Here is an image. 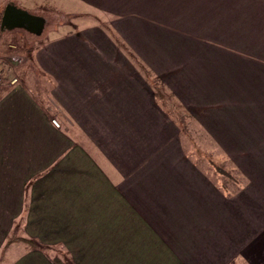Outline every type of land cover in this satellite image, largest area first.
Masks as SVG:
<instances>
[{
  "label": "crops",
  "instance_id": "0c3cea01",
  "mask_svg": "<svg viewBox=\"0 0 264 264\" xmlns=\"http://www.w3.org/2000/svg\"><path fill=\"white\" fill-rule=\"evenodd\" d=\"M1 34L41 42L37 83L2 65L0 264L19 223L63 264H264V0H7Z\"/></svg>",
  "mask_w": 264,
  "mask_h": 264
},
{
  "label": "rangeland",
  "instance_id": "374dc122",
  "mask_svg": "<svg viewBox=\"0 0 264 264\" xmlns=\"http://www.w3.org/2000/svg\"><path fill=\"white\" fill-rule=\"evenodd\" d=\"M7 0H0V15L3 11L5 4ZM39 6L44 11H51L52 8L50 4L47 1L40 2ZM32 7V6H31ZM50 9V10H49ZM54 14L46 15V17L54 18L56 19V23H69L71 18L69 15L57 12L54 10ZM47 23V22H46ZM53 23V22H52ZM51 27V26H50ZM16 33V32H14ZM12 34V33H11ZM32 40V38H29ZM41 42V40L34 41L29 48H24L23 44L20 40H17V38L12 37L10 34H1L0 36V64L8 66V69L11 70L12 74L17 76L20 80H33V82H36V75L33 74V70L31 68V55L33 53L34 48ZM11 46V47H9ZM18 60L19 65L16 67H9V64H11V60ZM37 83V82H36ZM36 83H32L30 86L33 87V89L37 90L35 87ZM169 108L173 110H177L178 106L171 103L169 104ZM58 121V120H57ZM60 124V123H59ZM21 224L19 223L17 227H14L12 229V233L8 238V244H7V250L9 253V259L2 260L3 264H11L12 255L20 254L21 252L27 253L31 250L33 251H39L42 253L46 258L55 259L57 264H63L65 254L63 252V245H43L39 243L36 239L29 238L27 234L24 235L23 238H21L19 235L16 236V230H20ZM17 228V229H16Z\"/></svg>",
  "mask_w": 264,
  "mask_h": 264
},
{
  "label": "built area",
  "instance_id": "2783aa9c",
  "mask_svg": "<svg viewBox=\"0 0 264 264\" xmlns=\"http://www.w3.org/2000/svg\"><path fill=\"white\" fill-rule=\"evenodd\" d=\"M19 65V62H18V60H11V64H9V67H16V66H18ZM3 66L0 64V80H1V77H2V74H3ZM17 78L16 77H14L11 81H10V83L11 84H16L17 83ZM51 124H52V126L53 127H55L56 129H59L60 128V124H59V122L56 120V119H51Z\"/></svg>",
  "mask_w": 264,
  "mask_h": 264
},
{
  "label": "water",
  "instance_id": "95a60500",
  "mask_svg": "<svg viewBox=\"0 0 264 264\" xmlns=\"http://www.w3.org/2000/svg\"><path fill=\"white\" fill-rule=\"evenodd\" d=\"M8 10H9V8L8 9H6L5 11H4V15H3V18H2V21H1V27H4V26H6L7 24V17H6V14L8 13Z\"/></svg>",
  "mask_w": 264,
  "mask_h": 264
},
{
  "label": "trees",
  "instance_id": "16d2710c",
  "mask_svg": "<svg viewBox=\"0 0 264 264\" xmlns=\"http://www.w3.org/2000/svg\"><path fill=\"white\" fill-rule=\"evenodd\" d=\"M219 171V170H218Z\"/></svg>",
  "mask_w": 264,
  "mask_h": 264
}]
</instances>
